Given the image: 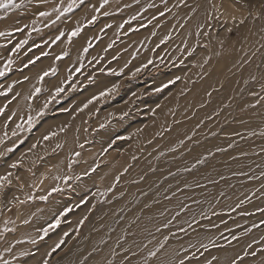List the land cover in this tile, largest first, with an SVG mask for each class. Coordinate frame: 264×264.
Wrapping results in <instances>:
<instances>
[{"label":"rangeland","instance_id":"1","mask_svg":"<svg viewBox=\"0 0 264 264\" xmlns=\"http://www.w3.org/2000/svg\"><path fill=\"white\" fill-rule=\"evenodd\" d=\"M223 79L230 90L210 88ZM205 145L230 160L186 172ZM263 153L264 0H0V264L51 244L44 264L85 248L103 231L110 212L97 208L112 194L128 210L177 198L168 211L178 213L108 264H264V160L251 159ZM151 167L162 180L137 179ZM200 173L209 182L195 185ZM215 181L228 182L225 191L198 192ZM167 186L178 189L158 194ZM184 193L201 198L185 203ZM169 238L178 246L159 254Z\"/></svg>","mask_w":264,"mask_h":264},{"label":"bare ground","instance_id":"2","mask_svg":"<svg viewBox=\"0 0 264 264\" xmlns=\"http://www.w3.org/2000/svg\"><path fill=\"white\" fill-rule=\"evenodd\" d=\"M229 8H230L229 10H230L231 13H233V14L236 13L234 5L233 6L230 5ZM227 9H228V7H227ZM142 35H145V33H141L139 36H142ZM153 44H155V43L153 42ZM75 50H76V53H77V47H75ZM48 62H49L48 59L42 61V63L34 71V73H36V75L41 73V71H42L41 68H43ZM65 66H66V64H65ZM224 79L221 82L218 81L216 83H210V88L211 89H213V88L214 89L215 88L219 89V87H220L221 89L219 91H224V92L226 91L227 92L228 90H230V88L233 87V85L231 83H229V82H225ZM103 87L102 86H98L97 88L94 87L95 89L92 90V93L95 94L97 92L102 91ZM216 93H218V92H214L213 95L211 96V98H213V99L216 98V96H217ZM80 106L81 105H79L77 107V109L80 108ZM260 110L261 109H252L250 112L255 113V112H260ZM178 118L174 119L173 121H177ZM69 120H71L70 117L68 118V116H66V117L63 118L62 123H67V122H69ZM184 125L180 124V125L175 126V127L173 126V130H172L173 133L172 134L174 136L175 135H179V132H180V130H183V128H184L183 126ZM45 133H46V130L44 132H42L40 134V136H43ZM148 134L149 133L143 131V137H146ZM228 141L230 143L233 140H228ZM188 147H189V145H188ZM210 148H211V146L205 145L199 151L198 150L197 151L194 150L191 154H189L186 159L190 160L191 163H190V165L187 168L188 170L186 169V172L187 171L188 172L194 171L196 168H197L196 169V171H197L200 166L204 165L205 160H217V157H219V159H222V160H224V158H226L225 160H230L231 155L230 156L226 155L225 157L221 156L220 154L223 153L222 151H220V152L218 151L216 154H212L211 150L213 151L214 149H212V148L210 149ZM182 149L186 150L185 147H183ZM207 150H209V151L206 152ZM208 153H209V157H206V156H208ZM263 154L260 155V156H255V157H253L251 159L252 160H264V155ZM175 155H177V154H175ZM199 160H203V161L199 162V164L195 165L196 167H194V169L191 170V168H193L194 164H196V161H199ZM232 160H240V159H232ZM150 161L151 160H148L147 162L149 163ZM143 163H144L143 161L134 162V164H136L137 166L138 165H142ZM181 167H183V166H181ZM152 168L153 167H151L150 169L147 168V169L143 170L141 173L139 172L140 174L137 176V179H141V178L147 177L148 174L154 173V174H156L154 177H156L159 180H156L154 177H152L150 180L145 179L146 181L144 180V183H143V185L145 187L141 188L142 189L141 192L145 191V188L147 190L148 186L149 187L151 186L153 188V186H155V183L157 181L162 180L163 179V177H162L163 175H166L165 173H163L160 176H158V174L156 173L157 171L156 172H153V171L150 172L149 171ZM181 170H183V172H185V167L181 168ZM200 174L201 175H199V179L201 178L202 180L200 179L201 181L195 183V185H197V184H203L204 185L205 183L209 182L208 178L207 179L204 178V177H206L207 173H204V174L200 173ZM184 175H185V173H184ZM129 176L130 175L127 174V173H126V175H122L120 177V181L122 183H124L126 181H129V179H130ZM154 179L156 180L155 183H153ZM213 180H218V177L216 179H213ZM134 184H136L137 186H135L132 189H130L131 192L128 193L127 199L125 198L126 199L125 201H127L128 203L130 202L132 204L135 201L134 199L137 198V195H138V192H137L138 188L137 187H139L138 183H134ZM227 184H228V182L223 183V182H216L215 181L213 186H210V184L206 185V187L202 186V188H200L198 190V192L199 193H204L206 191H209L210 188L212 189V187H214L215 192H220L221 193V192L225 191L224 189H226ZM185 185H186V183H185ZM169 187L170 186H167L164 189L162 188L161 191L158 192V194H162L163 193L162 194L163 196H165V194L166 195H170L171 193H174V191H176L178 189L176 187L174 190H172V189L170 190ZM121 191L122 190L119 189V191L116 193V195L118 193H120ZM164 192H166V193H164ZM193 194L194 193H184V194H182L181 197H182V199H186L185 203H188L189 201H193L196 198H201V197H197L196 196L195 199H193L194 198L193 197V198H191L193 200H190V197L194 196ZM110 196L111 197L108 200V202H106L105 204H101L100 207L97 208L98 211H100L102 213L110 212L109 215L105 216L103 224L101 225L103 227V231L101 233H99L97 235V237L94 238L92 240V242L90 244H88L85 248L77 249L75 253H72V252L65 253V251H63V250H58L53 255V261H52L51 264H108V260L110 259V257L112 255V253L114 252V250H116L117 248L120 249V250H125V251L128 248L129 249L128 253H137L141 249V246H143L145 243H147V241H149V239H152L153 236H155L154 233L151 234V232H153L152 228L154 226L156 228H158L161 225H164V224L168 223L172 219V217L176 213H178V212H176L174 214V212H173L172 214H170V212L168 211L170 206L173 207L176 204L177 198H172L168 202L164 201L163 203H160L157 206H154V204H152V203H154L155 200H157V199L151 197V198L147 199V201L144 200L142 206H140L138 209L136 208L134 210L133 209L132 210H128V207L123 209L124 205L121 202L112 201V199L114 197L113 194L110 195ZM94 199L95 198L93 197L91 199V201H89L86 204V206L80 211V213L75 215L74 223L77 222V225H78L83 220L85 212H87L91 208V206H92V204L94 202ZM135 203H137V202L135 201ZM140 204H141V202H140ZM145 206H147L149 208L151 207L153 209L151 211H146L145 210ZM188 215L189 214L182 215V217H180V218H182L181 221L182 222L186 221ZM160 216H162V217H160ZM119 218H122V220L120 222H118ZM91 229L92 228L89 226V224H87L86 225V229H84V232H83L81 237L89 236V232L91 231ZM127 229H129V231H126ZM163 235H164V237L165 236H169V231H163V232L161 231L160 232V236H163ZM124 237H127V239H126L127 243H125L124 245H121L122 243L120 241L122 239H124ZM139 239H140V241H139ZM169 239L170 240L167 242L166 249L161 251V253H159V254L171 253L173 251V249H175L178 246V244L176 242L172 241V238H169ZM134 241L137 242V243H135ZM135 244H138L137 248L135 247ZM51 247H52V244H51V246L46 248L44 251H41L37 256H33V257L27 258L24 262H22V264H44L46 262V259L48 258L47 253L49 251V248H51ZM140 256L141 255L139 254L138 257L140 258ZM227 264H230V261Z\"/></svg>","mask_w":264,"mask_h":264}]
</instances>
